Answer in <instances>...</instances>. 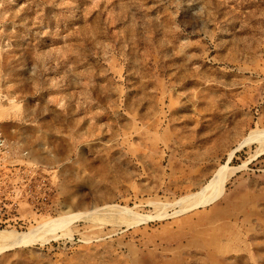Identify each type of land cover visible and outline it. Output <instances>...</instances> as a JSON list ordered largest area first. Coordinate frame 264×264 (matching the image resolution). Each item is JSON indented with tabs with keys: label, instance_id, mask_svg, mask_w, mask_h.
I'll use <instances>...</instances> for the list:
<instances>
[{
	"label": "rangeland",
	"instance_id": "obj_1",
	"mask_svg": "<svg viewBox=\"0 0 264 264\" xmlns=\"http://www.w3.org/2000/svg\"><path fill=\"white\" fill-rule=\"evenodd\" d=\"M262 130L264 0H0V264H264Z\"/></svg>",
	"mask_w": 264,
	"mask_h": 264
},
{
	"label": "bare ground",
	"instance_id": "obj_2",
	"mask_svg": "<svg viewBox=\"0 0 264 264\" xmlns=\"http://www.w3.org/2000/svg\"><path fill=\"white\" fill-rule=\"evenodd\" d=\"M259 139L261 140V145L259 148V152H264V130H262L261 132L257 133ZM197 203V202H195ZM74 218L72 215L71 217H65V218H61L60 220L51 222L50 224L52 226H56V227H60L65 225L66 223L68 224V222H70L72 219ZM49 229V228H48ZM51 229V228H50ZM54 229V228H53ZM57 231V230H56ZM55 231V232H56ZM39 234V233H38ZM41 236V234H40ZM39 235H33L32 231L30 233H18L16 231H8V230H0V243H1V247H0V251H4L9 247H14V246H29L31 244H33L35 241H37L40 237Z\"/></svg>",
	"mask_w": 264,
	"mask_h": 264
},
{
	"label": "built area",
	"instance_id": "obj_3",
	"mask_svg": "<svg viewBox=\"0 0 264 264\" xmlns=\"http://www.w3.org/2000/svg\"><path fill=\"white\" fill-rule=\"evenodd\" d=\"M4 147V142L0 139V150Z\"/></svg>",
	"mask_w": 264,
	"mask_h": 264
}]
</instances>
